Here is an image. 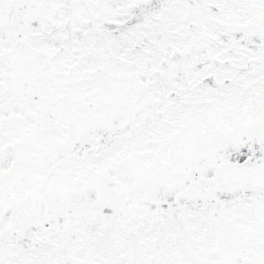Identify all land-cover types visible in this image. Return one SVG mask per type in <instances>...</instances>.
I'll return each instance as SVG.
<instances>
[{
    "label": "snow or ice",
    "instance_id": "snow-or-ice-1",
    "mask_svg": "<svg viewBox=\"0 0 264 264\" xmlns=\"http://www.w3.org/2000/svg\"><path fill=\"white\" fill-rule=\"evenodd\" d=\"M0 264H264V0H0Z\"/></svg>",
    "mask_w": 264,
    "mask_h": 264
}]
</instances>
